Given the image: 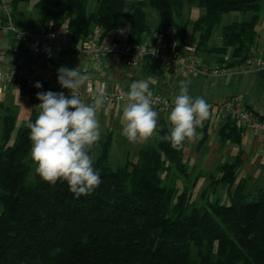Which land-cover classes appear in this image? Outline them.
I'll return each instance as SVG.
<instances>
[{
	"label": "trees",
	"instance_id": "trees-1",
	"mask_svg": "<svg viewBox=\"0 0 264 264\" xmlns=\"http://www.w3.org/2000/svg\"><path fill=\"white\" fill-rule=\"evenodd\" d=\"M29 1L11 0L19 25L14 11ZM95 1L88 11V0H37V22L63 25L81 43L94 27L101 38L109 35L124 16L128 41L141 42L150 30L144 10L150 6L162 30L190 25L197 33L191 40L200 49L222 14L249 11V18L223 26L218 48H231L234 62L242 63L255 43V20L264 0H135L128 8L126 0ZM184 2L203 8L192 22L183 18ZM36 117L17 126L8 145L14 115L8 110L0 115V264H264L263 192L248 200L237 188L227 204L214 200L194 206L191 192L173 183L186 175L183 148L156 141L141 148L136 160L112 168L106 138L93 147L102 183L91 195L74 198L66 182L52 186L31 171L27 124ZM234 167L222 166L220 181L231 184Z\"/></svg>",
	"mask_w": 264,
	"mask_h": 264
},
{
	"label": "crops",
	"instance_id": "crops-1",
	"mask_svg": "<svg viewBox=\"0 0 264 264\" xmlns=\"http://www.w3.org/2000/svg\"><path fill=\"white\" fill-rule=\"evenodd\" d=\"M27 3L18 4L14 15L24 26L33 29L39 25L37 13L30 14ZM250 15L249 11H231L222 14L219 18H222L220 32L216 33L213 30L209 38L201 44L199 50L202 62L238 64L234 62L232 49L224 52L218 50L222 43V28L228 23L247 19ZM195 16L187 12L186 19L192 22L198 17ZM127 29L129 30L128 20L122 16L116 20L112 32L101 38V43L105 46L109 45L120 32ZM179 31V27L176 30H162L158 22L154 27L150 25V30L143 34L141 41L158 40L166 43L171 37H176L181 42H189L192 37L197 36V33L193 35L190 25H182ZM255 31V43L248 52V56L263 59L264 5L259 4ZM225 53L223 57L222 54ZM71 59V53L57 49H54L47 57H32L22 43L13 39L10 34L0 32V72L14 64H31L36 71L38 82L66 92L70 90L61 88L57 82V70L61 66L69 69L80 66L81 71H86L91 77L88 83H91L94 88H97L99 84H106L107 91L118 87L129 88L133 81L146 80L149 81L152 92L169 96L172 103L175 96L179 94V82L186 81L191 96L203 97L210 104V115L205 127L197 129L199 138L191 143L184 142L182 153L186 175L177 177L173 181L174 186L181 189L186 187L191 192V199L195 197L201 201L206 198V203L220 201L222 193L225 194L229 203L237 188H241L242 195L248 200L259 192L264 193V136L244 130L237 121L212 104L216 99L238 96L256 117L264 119V67H251L250 71L244 70L218 77L181 76L157 67L149 58L142 60L135 68H127L124 60L117 56L103 58L98 64L82 57L77 64L71 65ZM83 100L89 102L90 98ZM34 106L36 105L28 98L27 87L16 88L10 85L0 88V110H3L4 114L7 110L10 111L14 115L17 126L38 115ZM122 110V104L105 103L97 112V119L101 126L100 140L109 138L111 142L109 158L119 161V165H123L127 160H136L141 148L156 142L152 139L148 142L130 143L122 132ZM170 111H157L158 131L163 127L169 128L167 117ZM231 164H235L234 180L231 184H226L220 181L223 175L221 167ZM208 190L213 193L211 197L207 195Z\"/></svg>",
	"mask_w": 264,
	"mask_h": 264
},
{
	"label": "clouds",
	"instance_id": "clouds-1",
	"mask_svg": "<svg viewBox=\"0 0 264 264\" xmlns=\"http://www.w3.org/2000/svg\"><path fill=\"white\" fill-rule=\"evenodd\" d=\"M155 53L152 49V55ZM90 79L80 66L72 69L61 66L57 82L61 88L70 90V98L63 92H38L36 98L40 103L34 106L38 115L27 124L35 173L52 186L58 181L66 182L74 198L91 195L102 183L90 153L101 138L97 112L109 97L107 85L99 84L89 102H85L77 90ZM179 83V94L167 117L170 126L164 135L158 131L159 114L153 108L149 81H133L127 92H120V100L126 102L121 116L122 132L130 143L155 139L168 142L179 151L185 141L191 143L199 138L197 129L209 118L210 105L203 97L191 96L186 81ZM34 86L41 88L42 84L37 82Z\"/></svg>",
	"mask_w": 264,
	"mask_h": 264
},
{
	"label": "built area",
	"instance_id": "built-area-1",
	"mask_svg": "<svg viewBox=\"0 0 264 264\" xmlns=\"http://www.w3.org/2000/svg\"><path fill=\"white\" fill-rule=\"evenodd\" d=\"M0 32L10 34L13 39L22 43L32 57L50 56L54 49L67 51L72 55L71 65L77 64L82 57L98 64L103 58L117 56L124 60L127 68H135L142 60L149 58L157 67L174 75L208 77L250 71L251 67H264V58L252 56H248L238 64L203 63L196 41L181 42L176 37H171L166 43L158 40L130 42L128 29L120 32L119 36L107 46L101 43V31L97 27H94L81 43H75L68 29L63 25H38L32 29L17 24L12 14L11 0H0ZM152 49L156 50L155 55H152ZM37 82L36 71L31 64H14L0 72V88L10 85L16 88L25 86L28 88L30 102L35 105L40 103L36 98L38 92H63L66 97L71 96V92L46 85L36 88L34 85ZM128 90L129 88L118 87L107 91L109 98L106 103H119L124 106L126 102L121 101L119 95L121 91ZM77 91L82 99H85L91 98L96 88L88 83ZM152 99L154 110L158 112L171 110L173 103L169 96L153 92ZM212 104L237 121L244 130L264 136V119L256 117L240 97L220 98Z\"/></svg>",
	"mask_w": 264,
	"mask_h": 264
},
{
	"label": "rangeland",
	"instance_id": "rangeland-1",
	"mask_svg": "<svg viewBox=\"0 0 264 264\" xmlns=\"http://www.w3.org/2000/svg\"><path fill=\"white\" fill-rule=\"evenodd\" d=\"M36 1H37V0H30V1L26 4V5L29 6L30 14H34V13H36V10H35V8H34V3H35ZM131 1H134V0H126V7H127V5H129V3H130ZM95 3H96L95 0H88L87 10H88V11L91 10V9L94 7ZM260 5H264V1H261V2H260ZM195 8H196V10H195ZM31 9H32V10H31ZM144 10H145V12H146V14H147V18H148V20H149V23H150L151 27H154V26L158 23L156 11H155L152 7H150V6H145V7H144ZM195 11L197 12V15H196V16H198L199 14H201V13L203 12V8H202V7H198V6H196L195 4H189V3H187V2H184V7H183V18H184V19L187 18V12H189V14H190L191 16H192V15L195 16ZM196 16H195V17H196ZM120 18H122V16H121V17H118V20H119ZM191 18H193V17H191ZM221 25H222V18L218 20L217 25L214 27V32L216 31V33H219V32H220ZM181 28H182V25L179 26V30H180V31H181ZM180 31H179V32H180ZM213 34H214V33H213ZM227 51H231V48H227ZM224 55H226V53H225V54H222L223 57H225ZM0 114H4V111H3V110H0ZM16 129H17V122L15 123L14 129H13V131H12V133H11V135H10V138H9V140H8V145H12V144L14 143V141H15V136H16ZM1 142H2V139H1V126H0V143H1ZM97 152H98L97 150L93 149V151H92V155L94 156ZM28 159H30V155L28 156ZM30 162H31V171L33 172V171H35V170H34V169H35V165L33 164L32 161H30ZM118 162H119V161H114V160L111 158V159H110V165H111V167H112V168H115L116 166H120V165H119L120 163H118ZM179 189H181V188H179ZM210 191H211V190H208V191H207V195L211 197L213 193H212V192L210 193ZM218 192H219V191L217 190V193H218ZM250 199H251V198H249V200H250ZM191 200H192V203H193L194 206H202V207H203V206H204V207L207 206L206 198H204V199L201 200V201H198L195 197H193ZM220 202H221V203H224V204H227V203H228V201H227V199H226V196H225V194H223V193L221 194ZM191 252H192V254L195 255V253H196V248H195V246H192V248H191ZM239 264H241V263H239Z\"/></svg>",
	"mask_w": 264,
	"mask_h": 264
}]
</instances>
